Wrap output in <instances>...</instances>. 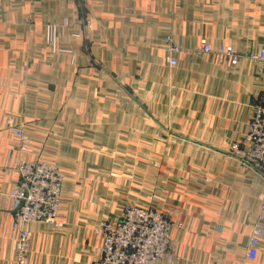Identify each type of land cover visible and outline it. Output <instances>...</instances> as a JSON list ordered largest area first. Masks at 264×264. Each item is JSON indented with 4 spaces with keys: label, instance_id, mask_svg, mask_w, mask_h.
Segmentation results:
<instances>
[{
    "label": "crops",
    "instance_id": "1",
    "mask_svg": "<svg viewBox=\"0 0 264 264\" xmlns=\"http://www.w3.org/2000/svg\"><path fill=\"white\" fill-rule=\"evenodd\" d=\"M201 38L232 46L238 64L198 52ZM261 47L264 0H0V191L25 158L66 176L56 223L29 225L30 264H92L93 229L126 204L183 222L175 258L156 264H264V236L245 256L264 181L229 154L264 90V65L247 58ZM13 221L0 204V264L16 261Z\"/></svg>",
    "mask_w": 264,
    "mask_h": 264
},
{
    "label": "built area",
    "instance_id": "2",
    "mask_svg": "<svg viewBox=\"0 0 264 264\" xmlns=\"http://www.w3.org/2000/svg\"><path fill=\"white\" fill-rule=\"evenodd\" d=\"M89 25V23H88ZM47 27V28H46ZM45 27L47 44L56 49L58 28ZM171 54H183L185 48L172 35L166 37ZM196 50L213 55L220 64H238L242 57L232 46L219 45L215 48L206 38H201ZM247 58L264 65V47L249 52ZM170 66L177 65V59H168ZM20 140V149L31 152L30 140L23 127L13 130ZM231 152L240 162L248 164L264 181V90L253 105V115L242 142L233 143ZM17 171L19 184L9 192H0V204L12 212L13 230L16 234L15 264H30L32 223L55 224L59 216L62 188L65 175L57 165L42 159H21ZM261 212L252 227L246 260L254 261L259 255L260 243L264 236V192L260 198ZM173 208L158 209L126 204L117 222L103 220L93 229L101 240V256L92 264H156L158 259L175 258V242L172 230L183 227V222L172 221Z\"/></svg>",
    "mask_w": 264,
    "mask_h": 264
},
{
    "label": "rangeland",
    "instance_id": "3",
    "mask_svg": "<svg viewBox=\"0 0 264 264\" xmlns=\"http://www.w3.org/2000/svg\"><path fill=\"white\" fill-rule=\"evenodd\" d=\"M48 25H54L53 23H51V24H47L46 26H48ZM56 26V25H55ZM67 26H68V22H65L61 27H58V28H60L61 30H65V28H67ZM57 27V26H56ZM47 28V27H46ZM20 147V146H19ZM231 147H232V144H231V146H230V148H229V150L231 149ZM229 154H231V156H233L234 158H236V156H234L233 154H232V152H231V150H230V153ZM237 159V158H236ZM238 160V159H237ZM54 163V162H53ZM244 163V162H243ZM19 164V163H18ZM248 165V164H247ZM58 167V166H57ZM63 173V172H62ZM66 177V176H65ZM19 184V181H18V183H17V185ZM10 191V190H9ZM9 191H0V192H3V193H6V192H9Z\"/></svg>",
    "mask_w": 264,
    "mask_h": 264
}]
</instances>
